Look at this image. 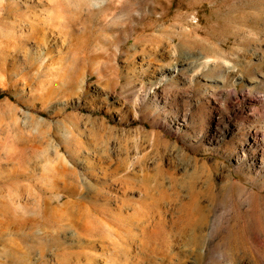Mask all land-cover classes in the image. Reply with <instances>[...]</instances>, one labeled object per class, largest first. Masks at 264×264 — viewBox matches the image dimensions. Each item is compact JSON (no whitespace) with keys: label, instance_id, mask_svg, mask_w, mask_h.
<instances>
[{"label":"rangeland","instance_id":"374dc122","mask_svg":"<svg viewBox=\"0 0 264 264\" xmlns=\"http://www.w3.org/2000/svg\"><path fill=\"white\" fill-rule=\"evenodd\" d=\"M0 264H264V0H0Z\"/></svg>","mask_w":264,"mask_h":264},{"label":"bare ground","instance_id":"6f19581e","mask_svg":"<svg viewBox=\"0 0 264 264\" xmlns=\"http://www.w3.org/2000/svg\"><path fill=\"white\" fill-rule=\"evenodd\" d=\"M125 183L126 184H130V182H126L125 181ZM175 185V184H174ZM150 194V191H148L147 192V194L146 195H149ZM194 202V201H193ZM155 203L153 202V201H150L149 203H147V205H146V207H145V213L143 214V220L145 219V217H147V219L149 220L150 219V217H151V214H152V212H151V214H150V211L153 209V208H156L155 207V205H154ZM184 208V207H183ZM186 208V207H185ZM188 208H190V207H188ZM195 208V207H194ZM185 210V209H184ZM186 210H187V208H186ZM190 210V209H189ZM191 210H193V207H192V209ZM195 210V209H194ZM197 211H199L198 209H196ZM188 211V210H187ZM187 211H185V212H187ZM189 212V211H188ZM191 212V211H190ZM105 213L108 215V216H110V217H114V215L112 214V212H110V211H108L107 210V208L105 209ZM195 213H199V212H196L195 211ZM195 213H193L192 212V214H185V216L182 218V220H181V222H180V224L178 225V230L180 231V233H183V232H185V231H187L188 229L189 230H193V231H196L195 229H197V228H199L201 225H202V223H203V216L200 218V216L199 217H197V215L195 214ZM149 214V215H148ZM194 214V215H193ZM196 215V217H197V219L194 217ZM198 218H199V220H198ZM176 225V224H175Z\"/></svg>","mask_w":264,"mask_h":264}]
</instances>
